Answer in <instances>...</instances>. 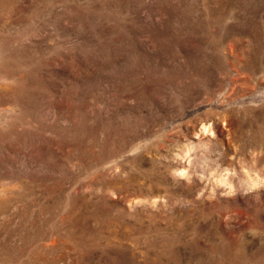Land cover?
<instances>
[{
    "label": "rangeland",
    "instance_id": "obj_1",
    "mask_svg": "<svg viewBox=\"0 0 264 264\" xmlns=\"http://www.w3.org/2000/svg\"><path fill=\"white\" fill-rule=\"evenodd\" d=\"M0 264H264V0H0Z\"/></svg>",
    "mask_w": 264,
    "mask_h": 264
}]
</instances>
